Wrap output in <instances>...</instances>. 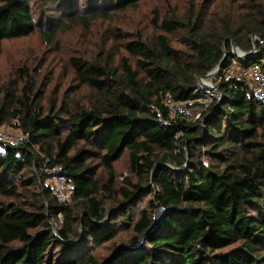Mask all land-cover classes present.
Listing matches in <instances>:
<instances>
[{"label": "trees", "instance_id": "trees-1", "mask_svg": "<svg viewBox=\"0 0 264 264\" xmlns=\"http://www.w3.org/2000/svg\"><path fill=\"white\" fill-rule=\"evenodd\" d=\"M140 1L87 0L80 8L76 0H0V42L34 33L43 5L62 17L51 33L42 31L49 38L64 25L90 27ZM250 3L249 17L231 18L230 7L208 24L200 13L155 11L156 38L138 34L124 45L136 67L125 56L117 66L111 51L71 56L80 87L95 93L90 104L55 97L44 106L28 68L18 70L25 83L20 95L4 99L0 126L11 106L27 139L0 140V264H264V98L232 81L221 84V99L200 120L165 104L194 98L224 53L221 69L264 59V9ZM179 32L182 50L171 43ZM253 34L261 35L257 50ZM230 39L250 55H234ZM125 153L131 177L119 187L115 162ZM56 164L70 183L65 203L47 183V168ZM158 208L162 217L146 233ZM121 229L133 235L120 243Z\"/></svg>", "mask_w": 264, "mask_h": 264}, {"label": "rangeland", "instance_id": "rangeland-1", "mask_svg": "<svg viewBox=\"0 0 264 264\" xmlns=\"http://www.w3.org/2000/svg\"><path fill=\"white\" fill-rule=\"evenodd\" d=\"M76 1L80 8L86 6L87 0ZM250 2L251 0H141L137 7L115 13L110 19L101 18L93 21L90 27L64 25L58 33L49 38L44 36L42 31L51 33L57 28V23L62 17L57 14L54 7L43 5L38 8L34 16L39 23L34 33L0 42V106L7 96L20 95L19 88L25 80L21 79L18 70L23 67L28 68L30 79L35 81V90L38 91V98L44 106L55 97L66 100L79 99L84 104H90L95 93L84 85L80 87V82L76 79L69 61L71 56L96 58L100 51L102 55L111 51L117 66L120 67V57L125 56L136 67L135 58L125 50L124 45L138 34L150 41L156 38L161 30L153 23L155 11H159L162 17L171 12L180 15L192 13L193 17L200 13L205 24H208L210 19L227 14L230 7L235 11L234 15L228 13L231 18L234 16V19L239 21L243 16L249 17L253 13ZM256 2L258 8L264 9V0H256ZM82 13L85 16L90 15V12ZM254 35L251 36V43L253 47H257L259 38H254ZM170 37L172 45L177 50L184 48L180 32ZM201 82L210 83L212 78H203ZM10 110H12L11 106L6 108L10 118L0 126V130L8 135L4 141L14 143L16 135L22 133L17 127L19 121L13 118ZM129 165L127 153L115 162L117 186H123L125 178L131 177ZM101 172L106 179V171L102 168ZM47 183L54 185V180L48 179ZM68 187L67 199L71 201L70 183ZM148 197L149 195H145L136 206V213L132 212L135 219L138 218L137 211L147 205ZM158 211L161 209L158 208ZM107 217L109 219V215ZM131 235H133L132 229H121L117 240L121 243L128 240ZM140 242L142 243L143 240ZM107 253L103 248L97 254L103 259L108 255Z\"/></svg>", "mask_w": 264, "mask_h": 264}, {"label": "built area", "instance_id": "built-area-1", "mask_svg": "<svg viewBox=\"0 0 264 264\" xmlns=\"http://www.w3.org/2000/svg\"><path fill=\"white\" fill-rule=\"evenodd\" d=\"M254 37H256V35H254ZM244 55L245 54H241L237 57H243ZM210 78H212V82L206 84L201 82V79H203L202 77L199 79L198 87L194 91L195 97L190 100L167 98L165 104L170 112L191 121L202 119L203 114L209 109L211 104L215 100L221 99L222 93L219 88L223 82H244L249 86L254 95L259 98H264V59L253 62L248 66L242 65L236 59L228 67L221 69L220 72L212 75ZM199 88H203L204 90L200 91ZM178 135H182V132H179ZM6 136L8 135L0 130V139L4 140ZM26 139V134H18L15 137L14 143L22 144ZM47 171L54 180L53 190L58 200L62 203L67 202L69 183L63 166L56 164L48 167ZM159 212L162 213L163 210L161 209ZM61 216L62 213H59V217Z\"/></svg>", "mask_w": 264, "mask_h": 264}, {"label": "water", "instance_id": "water-1", "mask_svg": "<svg viewBox=\"0 0 264 264\" xmlns=\"http://www.w3.org/2000/svg\"><path fill=\"white\" fill-rule=\"evenodd\" d=\"M255 35H256V37H254V38H259V41L262 42L261 35L260 34H255ZM230 40H231V44H232V49H233V54L234 55L238 56V55H241V54H245L242 50H240V48L238 47V45L235 43V41L233 39H230ZM254 49L256 50L257 47L255 46ZM224 52H225V49H224ZM245 55L249 56L250 54H245ZM225 59H226V53H224L223 58L220 60L219 64L214 69H212L210 72H208L206 75H204L202 78H208V77H211L212 75L220 72V70L222 68V64L225 61ZM161 214L162 213H160L158 210L155 212V222H154V224L151 226V228L146 233H148L149 231L154 229V227L157 225V223L159 222V220L161 218ZM106 219L108 220V217ZM145 235L142 236L141 241L144 240ZM121 246L122 245H119V247H121Z\"/></svg>", "mask_w": 264, "mask_h": 264}]
</instances>
